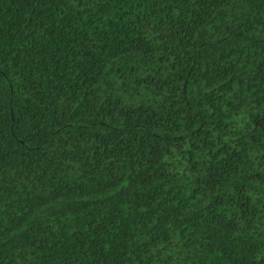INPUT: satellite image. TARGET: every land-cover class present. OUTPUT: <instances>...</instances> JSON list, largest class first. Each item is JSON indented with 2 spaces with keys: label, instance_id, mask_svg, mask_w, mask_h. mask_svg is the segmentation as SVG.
Instances as JSON below:
<instances>
[{
  "label": "trees",
  "instance_id": "1",
  "mask_svg": "<svg viewBox=\"0 0 264 264\" xmlns=\"http://www.w3.org/2000/svg\"><path fill=\"white\" fill-rule=\"evenodd\" d=\"M0 264H264V0H0Z\"/></svg>",
  "mask_w": 264,
  "mask_h": 264
}]
</instances>
